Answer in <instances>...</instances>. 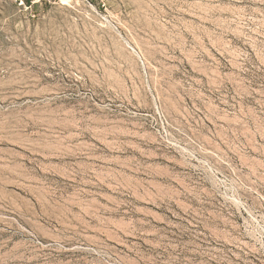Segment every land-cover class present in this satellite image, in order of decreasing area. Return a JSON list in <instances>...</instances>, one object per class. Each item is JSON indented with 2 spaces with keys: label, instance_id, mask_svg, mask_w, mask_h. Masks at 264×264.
Masks as SVG:
<instances>
[{
  "label": "rangeland",
  "instance_id": "rangeland-1",
  "mask_svg": "<svg viewBox=\"0 0 264 264\" xmlns=\"http://www.w3.org/2000/svg\"><path fill=\"white\" fill-rule=\"evenodd\" d=\"M0 264H264V0H0Z\"/></svg>",
  "mask_w": 264,
  "mask_h": 264
}]
</instances>
